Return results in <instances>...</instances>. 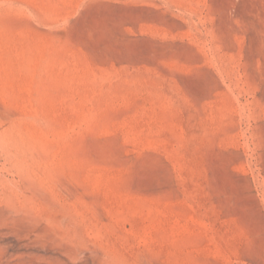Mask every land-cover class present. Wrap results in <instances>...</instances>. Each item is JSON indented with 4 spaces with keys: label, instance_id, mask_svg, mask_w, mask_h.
<instances>
[{
    "label": "rangeland",
    "instance_id": "rangeland-1",
    "mask_svg": "<svg viewBox=\"0 0 264 264\" xmlns=\"http://www.w3.org/2000/svg\"><path fill=\"white\" fill-rule=\"evenodd\" d=\"M0 264H264V0H0Z\"/></svg>",
    "mask_w": 264,
    "mask_h": 264
}]
</instances>
